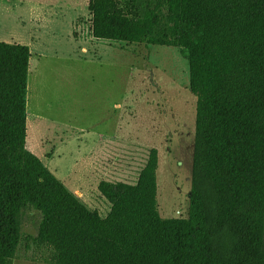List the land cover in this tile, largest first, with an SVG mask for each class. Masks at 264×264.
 Here are the masks:
<instances>
[{
    "label": "trees",
    "instance_id": "trees-1",
    "mask_svg": "<svg viewBox=\"0 0 264 264\" xmlns=\"http://www.w3.org/2000/svg\"><path fill=\"white\" fill-rule=\"evenodd\" d=\"M96 40L178 49L196 98L187 218L158 210L159 156L92 211L27 149L31 51L0 42V264L27 211L46 264H264V0H89Z\"/></svg>",
    "mask_w": 264,
    "mask_h": 264
},
{
    "label": "rangeland",
    "instance_id": "rangeland-1",
    "mask_svg": "<svg viewBox=\"0 0 264 264\" xmlns=\"http://www.w3.org/2000/svg\"><path fill=\"white\" fill-rule=\"evenodd\" d=\"M40 1L11 26L13 35L26 39L13 44L31 46L27 149L102 218L111 206L98 184L135 185L156 149L160 215L187 218L196 113L187 61L174 48L94 39L89 0ZM55 129L60 142L53 144ZM48 141L56 149L51 157ZM89 147H102L109 158L102 173L87 182L71 168L86 163L79 155ZM40 221L38 213H25L13 264H46L50 251L34 244Z\"/></svg>",
    "mask_w": 264,
    "mask_h": 264
},
{
    "label": "crops",
    "instance_id": "crops-1",
    "mask_svg": "<svg viewBox=\"0 0 264 264\" xmlns=\"http://www.w3.org/2000/svg\"><path fill=\"white\" fill-rule=\"evenodd\" d=\"M38 2L40 3L41 1L40 0H0V42L1 43L13 44L16 41L14 40L15 38L24 39V36L23 35H22L23 37L20 36V33L17 36L11 33L12 23L13 21H17L19 19L18 17L20 15H23V12L25 14H29V12H32L31 10L36 11L37 6H40ZM16 44L28 46L29 48H31V46L28 43L17 42ZM84 50L87 51L86 49ZM42 53L44 54L45 52L42 51ZM56 131L57 129L54 130V134L51 136L53 138V144H55L56 142H60L59 141L60 138L56 134ZM103 141L107 142V138L105 137ZM114 143H115L114 148L116 150L118 143L117 141H115ZM47 144H49L50 146L46 152L48 155L50 154L51 157L55 154L56 149L53 147L51 142L48 141ZM79 158L85 160L86 163H83L82 166L76 165L75 168L72 167L71 171L74 170L78 171L80 178L83 175L85 176V180H87V182L89 180L90 182L93 179L97 178V176H99L102 173L100 167L105 162V160L109 158V156L105 154V151L102 150V147H100L99 149L97 147L94 148L89 147L83 152H81ZM100 158H105V159L103 160V162L99 163L98 165H95L93 159H100Z\"/></svg>",
    "mask_w": 264,
    "mask_h": 264
}]
</instances>
